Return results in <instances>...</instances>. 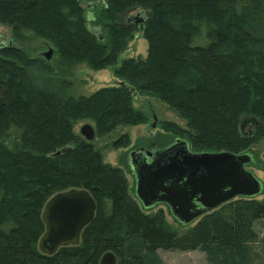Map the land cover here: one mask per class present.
Segmentation results:
<instances>
[{"label":"trees","instance_id":"16d2710c","mask_svg":"<svg viewBox=\"0 0 264 264\" xmlns=\"http://www.w3.org/2000/svg\"><path fill=\"white\" fill-rule=\"evenodd\" d=\"M96 7L90 22L80 0H0V23L16 39L42 38L68 65L104 69L135 33L147 42L145 57L123 58L114 69L123 83L78 97L60 84H38L30 71L36 60L20 47H0V264H99L106 252L116 264H163L159 250H200L208 264H264V238L254 229L264 196L234 198L180 232L162 209L143 208L129 194L124 172L105 163L94 142L145 120L134 93L176 112L186 129L163 126L183 133L193 152L242 154L263 139L264 0H102ZM132 9L148 11L141 27L121 23ZM244 118L256 120L252 131H243ZM81 119L94 123L92 141L75 131ZM129 141L123 133L110 146ZM72 188L90 193L93 219L77 245L42 254L43 207Z\"/></svg>","mask_w":264,"mask_h":264},{"label":"water","instance_id":"95a60500","mask_svg":"<svg viewBox=\"0 0 264 264\" xmlns=\"http://www.w3.org/2000/svg\"><path fill=\"white\" fill-rule=\"evenodd\" d=\"M50 52L51 49L43 56L48 59ZM79 133L87 141L95 137L90 124L82 125ZM248 163L251 158L245 153L193 152L182 139L160 151L139 147L129 155L136 179L135 194L142 207L166 204L184 225L234 198L257 195L261 184L245 170ZM95 208V201L86 189L72 188L51 196L41 215L45 230L38 242L40 252L53 255L60 247L77 245L81 231L93 219ZM99 264H116V257L106 252Z\"/></svg>","mask_w":264,"mask_h":264},{"label":"rangeland","instance_id":"374dc122","mask_svg":"<svg viewBox=\"0 0 264 264\" xmlns=\"http://www.w3.org/2000/svg\"><path fill=\"white\" fill-rule=\"evenodd\" d=\"M94 1L96 0H80L81 5L86 9V16L90 22L99 10L96 6H91ZM141 16V10H129L122 16L121 23H133ZM91 29L95 33L100 32L98 28L93 26ZM3 45L20 47L29 58L36 60L30 71L38 84L48 81L53 84H60L66 88L65 93L72 97L88 96L101 88L123 83V80L114 73V69L120 64V61L127 57H145L147 53L146 40L139 33H135L134 38L127 43L126 49L119 56L115 65L100 70L91 69L83 63L68 65L60 61L55 49L46 40L26 32L23 33L22 39H16L12 35L10 27L0 23V46ZM49 49H51L50 57L46 59L43 53ZM40 58L44 59V62L37 61ZM132 104L135 109L144 114L145 120L139 124L121 126L110 135L96 137L94 142L101 150L103 161L124 172L128 183V192L136 198V179L129 165L130 153L139 147H152L156 151H160L167 148L176 139L187 140L183 133L163 126V122H173L182 129H186L185 121L161 100L146 94L134 93ZM256 123L254 118H244L241 121V127L245 132L252 131ZM84 124H90L94 128V123L91 120L81 119L76 123L75 131L79 132L80 127ZM123 133L128 134L129 143L118 148L111 147L110 143ZM245 154L251 158V163L244 166L245 170L251 173L261 184V191L254 197L261 199L264 196V138L253 144ZM150 209L153 211L162 209L167 222L180 232H183L187 226L194 224L196 220L189 224H181L171 214L169 207L163 203L156 204ZM254 229L260 238H264V219L256 221ZM158 253L163 264H208L204 253L200 250H159Z\"/></svg>","mask_w":264,"mask_h":264},{"label":"flooded vegetation","instance_id":"af4514ba","mask_svg":"<svg viewBox=\"0 0 264 264\" xmlns=\"http://www.w3.org/2000/svg\"><path fill=\"white\" fill-rule=\"evenodd\" d=\"M99 1L100 0H96V1H94L93 3H92V5L91 6H96V5H101L100 3H99ZM148 11H146V10H142V16L141 17H138V19L135 21V22H133L132 24H134V25H138L139 27H141L144 23H145V21H146V19L148 18ZM130 24V23H129ZM3 46H5V45H3ZM1 47V46H0Z\"/></svg>","mask_w":264,"mask_h":264}]
</instances>
